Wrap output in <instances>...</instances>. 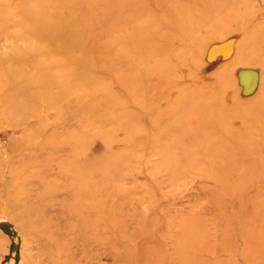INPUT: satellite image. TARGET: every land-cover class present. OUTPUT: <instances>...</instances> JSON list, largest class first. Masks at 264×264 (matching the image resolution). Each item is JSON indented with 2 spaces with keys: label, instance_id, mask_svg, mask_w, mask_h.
I'll use <instances>...</instances> for the list:
<instances>
[{
  "label": "rangeland",
  "instance_id": "1",
  "mask_svg": "<svg viewBox=\"0 0 264 264\" xmlns=\"http://www.w3.org/2000/svg\"><path fill=\"white\" fill-rule=\"evenodd\" d=\"M0 264H264V0H0Z\"/></svg>",
  "mask_w": 264,
  "mask_h": 264
},
{
  "label": "bare ground",
  "instance_id": "2",
  "mask_svg": "<svg viewBox=\"0 0 264 264\" xmlns=\"http://www.w3.org/2000/svg\"><path fill=\"white\" fill-rule=\"evenodd\" d=\"M42 22H43L42 23V25H43V31L45 30V33H46L47 37H49V39H50L49 42L53 45V49L51 50V52L47 53L46 59L47 60H51V59H55L56 60L57 58H55V57H58V59H59V61H57L58 63H54V61H52L53 62V65H54L53 68L55 69L56 66H59L58 68L61 69L60 72H58V73H57V71H55V73L51 74L48 77H42L43 80H44V83L46 85H48L50 87H53L54 86L53 89H48L47 91L44 90V92H46V95H48L50 99H49L48 102H45V105L43 106V108H45L46 111L50 112L59 103L58 100H60L62 96H63L62 97V99H63L65 97V95H66L65 92H66V88H67V75H66V71L64 70L65 67H66V64H65V51H66L65 24L63 22H61L60 20L57 21L56 17L53 16V15H51L49 17L48 16L47 17H44L42 19ZM57 36L60 38L61 43L60 44H53V40L56 39ZM54 45L56 47H54ZM55 64H56V66H55ZM18 90L19 91H23L21 89H18ZM5 102H6V105H7L6 106V109H5V112L7 114H12V113L16 112L17 111L16 109H18L19 106H20V104H18V103H16L14 101V97H12V96H6ZM50 114H51V112H50ZM49 116L52 118L54 115H52V116L49 115ZM37 129L38 130L35 131V134H34V138H35V141L36 142H34V143H28L27 144L28 145V148H31L32 149L33 147L35 148V146L38 147L39 146L38 143H40L43 140V138L45 139V137L42 138V136L44 135V128H43V126L42 127L40 126ZM52 130H53V128H52ZM32 132H34V128H32ZM23 141H26V138ZM20 143H22V142H20ZM20 143L18 145L13 146V148H12L13 153H14L15 156L20 155V153H21L20 151L23 148V145H21ZM58 147H59V145H58ZM33 149H32V151H33ZM49 150H50V147H49ZM43 151H44V149H43ZM46 151H48V149ZM20 157H22V156H20ZM22 161H24V160H22ZM36 162H38V161H36Z\"/></svg>",
  "mask_w": 264,
  "mask_h": 264
}]
</instances>
